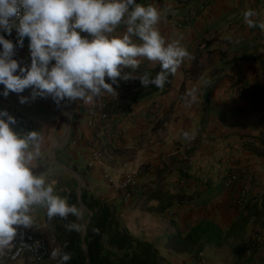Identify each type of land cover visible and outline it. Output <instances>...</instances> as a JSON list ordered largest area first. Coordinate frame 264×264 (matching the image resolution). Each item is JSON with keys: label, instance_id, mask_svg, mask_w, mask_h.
Returning a JSON list of instances; mask_svg holds the SVG:
<instances>
[{"label": "crops", "instance_id": "1", "mask_svg": "<svg viewBox=\"0 0 264 264\" xmlns=\"http://www.w3.org/2000/svg\"><path fill=\"white\" fill-rule=\"evenodd\" d=\"M138 3L161 10L159 31L169 42L179 40L189 53L165 94L157 93L130 106L124 100L121 110L112 105L109 120L92 108L104 102L113 104L115 93L91 101L66 99L58 105L51 96L32 100V90L26 89L21 94L0 96V104L16 118V131L20 132L24 121L43 131L42 155L34 162L37 172L42 169L38 165L48 164L51 157L71 165L81 175L84 192L90 197L109 204L127 222L134 220L152 231L148 242L164 264H238L253 233L264 237V94L258 101L252 94L257 87L264 91V31L249 28L243 17L251 8L259 12L258 20L264 21V8L258 5H264V0H214L206 13L190 23L188 8L181 0ZM123 31L121 25L114 34ZM24 42L29 44L28 38ZM241 58L246 62L235 65ZM158 66L145 59L134 75L151 73ZM130 71L125 68L122 75ZM118 80L115 91L134 81ZM21 96L29 97L28 102L21 104ZM67 115L72 125L68 139L60 144ZM176 142L192 145L191 166L172 157ZM96 151L99 160H95ZM147 163L153 168L140 176L138 187L128 197L120 189L122 181ZM225 171L250 172L255 181L226 189ZM184 179L187 183L182 185ZM159 180L171 193L194 195L183 204L175 202L165 214L174 223V232L187 235L198 226L206 228L208 235L192 252L169 249L168 228L160 216L141 213V204L153 192L144 195L146 185L155 186ZM243 188L247 194L239 207L236 201ZM33 215L30 230L38 234L46 227V209L37 207ZM259 256H264V245Z\"/></svg>", "mask_w": 264, "mask_h": 264}, {"label": "clouds", "instance_id": "2", "mask_svg": "<svg viewBox=\"0 0 264 264\" xmlns=\"http://www.w3.org/2000/svg\"><path fill=\"white\" fill-rule=\"evenodd\" d=\"M243 17L249 28L264 31L255 9L245 10ZM161 18V10L137 0H0V33L17 34L16 43L0 34V96L31 89L32 100L91 101L116 93L118 78L163 88L189 53L179 40L169 42L161 34ZM121 25L123 33L114 34ZM25 38L31 64L22 67L14 57ZM145 59L159 64L155 77L134 75ZM125 68L132 71L122 75ZM28 100L20 97L21 104ZM16 124L13 115L0 110V256L14 247L21 227L32 228L37 207L46 209L49 220L84 217V209L57 193L55 180L37 172L43 131L18 132ZM67 228L80 233L86 224L73 222ZM50 259L69 264L72 255L56 247Z\"/></svg>", "mask_w": 264, "mask_h": 264}, {"label": "trees", "instance_id": "3", "mask_svg": "<svg viewBox=\"0 0 264 264\" xmlns=\"http://www.w3.org/2000/svg\"><path fill=\"white\" fill-rule=\"evenodd\" d=\"M214 0L211 1V5ZM210 5V6H211ZM246 62V59H239L235 65H242ZM160 66H158L150 74L151 77L160 72ZM142 75L138 74L137 76ZM173 76L169 75L168 81L165 83L163 88H157L154 85H150L145 88L139 79H134L132 85H122L120 88L125 89L124 100L129 102V106L133 105L141 100H145L154 96L157 93L165 94L172 85ZM116 94H114V97ZM153 189V192L144 200L141 204V213H146L148 215H159L161 223L167 226L169 233V241L167 247L174 250L175 252H192L196 250L199 245H202L203 240L208 235L206 228L198 226L191 230L187 235H184L181 232H174V223H171L166 217V211L171 208L175 202L178 204H183L186 201H191L194 198V195H187L186 193L178 192L171 193L168 190H165V186L162 184V180H159L155 186L145 187V192ZM143 195V196H144ZM89 195L84 192L82 195L83 204L91 211L94 212L90 223L87 226V231L85 234L84 242L86 249L83 248V238L81 233L75 231H69L67 225L69 223H79V221L72 216H69L67 219H62L55 217L51 220L45 217V220L49 224H55L59 226L60 229L66 231V238L62 245V250L71 253L72 259L69 261V264H117L113 261L110 256L109 251L104 247V240L106 237L110 236V244L112 247H117L118 249H123L125 246L128 247L126 241L113 232V224L116 211L107 204L99 199L93 197H88ZM70 203L79 205L78 202V193L71 192L68 196ZM152 218V217H151ZM207 243L211 244L210 237L207 239ZM67 244L68 247L64 248V245ZM145 247L147 251L141 253L135 251L132 259L126 264H149V260L154 258L158 264V261L161 263L163 259L159 257L157 250L153 247L151 243H146ZM259 250H257L258 252ZM254 254L252 255L253 258ZM89 259V261H88ZM250 262V261H249ZM238 264H244L243 259L241 258ZM262 264H264V256L262 258Z\"/></svg>", "mask_w": 264, "mask_h": 264}, {"label": "built area", "instance_id": "4", "mask_svg": "<svg viewBox=\"0 0 264 264\" xmlns=\"http://www.w3.org/2000/svg\"><path fill=\"white\" fill-rule=\"evenodd\" d=\"M140 1L143 0H137V2ZM211 1L212 0H181V2L188 8L187 22L190 23L206 13L211 7ZM0 34L5 35L6 39L12 40L14 43H16L17 34L15 31H13L11 35H8L7 33ZM28 45L29 44H26L24 42L23 48L17 47L16 56L14 57L20 62L22 67L31 64V56ZM52 64H55V61H52ZM1 88L3 89L2 85H0V89ZM124 90L125 89L120 88L116 91V96L113 98V104H109L107 102L99 103L97 106H93L92 112H100L101 118L104 120L111 119L113 115H110L109 107L114 105V108H119L121 110V106H123L121 104H123L122 102L124 101V97L126 95ZM252 94L255 98V101H258L262 98L264 91L262 87H257L253 90ZM0 110H4L1 104ZM19 130L20 132H31L36 131V127L33 123L24 121L20 124ZM192 153V145H185L183 143L176 142L172 152V157H179L182 159L185 165L191 166L193 161ZM100 157V152L96 151L95 160H99ZM152 168L153 164L147 163L139 172L126 175L120 185V189L124 191L128 197H130L133 193L132 190L138 187V180L140 176L145 171H149ZM223 177L224 187L226 189H232L235 184L241 182H248L249 184H253V182L255 181L253 173L250 172H248L246 175H241L236 172L225 171ZM202 178L203 181L206 182V176H202ZM186 183V179L181 182L182 185H185ZM241 194L242 197L238 201H236V204L238 206L243 205V200L247 194L245 188L242 189ZM13 243L14 247L4 255L0 256V262H9L16 264L26 258H29L32 262L44 264L47 263L50 259L51 248L48 240L44 236L36 234L30 229H19L17 238ZM263 245L264 237L260 234L254 235L247 244L243 256L244 264H262L263 257H260L259 254ZM257 250L259 251L257 252ZM253 254L254 256L252 258ZM200 256L202 257L203 255Z\"/></svg>", "mask_w": 264, "mask_h": 264}, {"label": "rangeland", "instance_id": "5", "mask_svg": "<svg viewBox=\"0 0 264 264\" xmlns=\"http://www.w3.org/2000/svg\"><path fill=\"white\" fill-rule=\"evenodd\" d=\"M258 5L260 7L264 8V5H262L261 3H259ZM258 5H257V8H258ZM239 88H241V86ZM66 121H67V123L64 126V130L66 132L63 135V138L58 141V143H60V144L68 139V136L70 133V129H71V125H72V123H70V122L72 121V119L69 117V115L66 116ZM51 153H52V151H51ZM38 167H42L41 171H39L38 173L41 172V173L45 174V176L48 180H55L56 181L55 187H57L58 190L67 189V191H69V193H71V192L78 193L79 181L66 169V168H68L69 170L74 171V169L72 168L71 165H68L64 162H61L60 159H56L55 157H51L50 162L48 164H41V165L39 164ZM74 172H76V171H74ZM77 174H79V173H77ZM83 190H84V185H83ZM67 191L63 192L60 190V191H57V193L59 195H61L62 197L67 196V198H68L69 193H67ZM82 195H83V193H82ZM68 202L70 203L69 198H68ZM78 202H79V199H78ZM236 206H238V205H236ZM77 207L80 208V202H79V205ZM93 214H94V212L89 210V209L84 210L83 220L82 221L78 220L79 223H84V224H86V227H87L91 221ZM45 217H46V215H45ZM143 226H145V225H143ZM143 226L140 225V223L135 222L134 220H133V223H129L125 219L120 217L119 215L115 214L114 224H113V232L115 234H119V236L126 241V244L128 245V247L125 246L123 249H118L117 247H112L110 244L111 243L110 242V236L105 238L104 247L109 251L110 256L114 262H116L117 264H126L132 259L135 251H137V252L139 251L141 253H143L144 251L145 252L147 251L145 244L149 243L148 241H150L149 239L152 238L151 235H153V234H151L152 231L146 229ZM37 233L44 236L48 240L51 251L56 247L62 248L63 242L67 236L65 229L62 230L59 228V226H57L55 224H49L47 222H46V227L43 228L42 230H39ZM80 233H81V236L83 238L84 232H80ZM256 234H259V233L258 232L253 233V236ZM248 242H247V244H248ZM247 244L245 245V250H246ZM245 250H244V252H245ZM244 252H243V255H244ZM199 257H200V255H199ZM156 262L157 261L154 258L149 260V264H154ZM0 264H13V263L0 262ZM18 264H38V263L32 262L29 259H25L24 261H22ZM45 264H58V261L49 259V261ZM158 264H164V263L163 262L161 263L160 261H158Z\"/></svg>", "mask_w": 264, "mask_h": 264}, {"label": "water", "instance_id": "6", "mask_svg": "<svg viewBox=\"0 0 264 264\" xmlns=\"http://www.w3.org/2000/svg\"><path fill=\"white\" fill-rule=\"evenodd\" d=\"M66 169L79 181L78 199H79V202H80V208H82L84 210H87L88 208L82 202V193H83V179H82V177L79 174H77L76 172L71 171L68 168H66ZM86 231H87V227L83 231L84 232L83 233V248H84V250L86 249L85 242H84ZM88 261H89V259H88Z\"/></svg>", "mask_w": 264, "mask_h": 264}]
</instances>
